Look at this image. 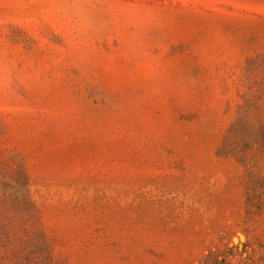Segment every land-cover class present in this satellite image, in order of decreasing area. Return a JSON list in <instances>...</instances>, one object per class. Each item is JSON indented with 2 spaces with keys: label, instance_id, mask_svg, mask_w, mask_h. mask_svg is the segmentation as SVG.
<instances>
[{
  "label": "rangeland",
  "instance_id": "1",
  "mask_svg": "<svg viewBox=\"0 0 264 264\" xmlns=\"http://www.w3.org/2000/svg\"><path fill=\"white\" fill-rule=\"evenodd\" d=\"M0 264H264V0H0Z\"/></svg>",
  "mask_w": 264,
  "mask_h": 264
}]
</instances>
